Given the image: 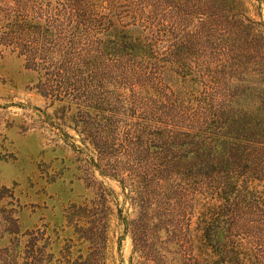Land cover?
<instances>
[{
	"label": "rangeland",
	"instance_id": "374dc122",
	"mask_svg": "<svg viewBox=\"0 0 264 264\" xmlns=\"http://www.w3.org/2000/svg\"><path fill=\"white\" fill-rule=\"evenodd\" d=\"M209 212L264 264V0H0V264H212Z\"/></svg>",
	"mask_w": 264,
	"mask_h": 264
},
{
	"label": "trees",
	"instance_id": "16d2710c",
	"mask_svg": "<svg viewBox=\"0 0 264 264\" xmlns=\"http://www.w3.org/2000/svg\"><path fill=\"white\" fill-rule=\"evenodd\" d=\"M30 61H32V56L30 53ZM35 65H37L35 63ZM52 67V65L50 66ZM55 67L50 69L52 79H48L45 75L39 74L41 69H38V79L40 80L38 88H40L39 92L46 97H50L53 99H58L60 102H66L67 108L71 107V104L75 106L77 109H81L83 115H85L88 119H96L105 118L103 112L107 109L101 107L102 102L96 101L94 99L93 93L91 91H85L81 99H77L76 101H71L68 97H56L51 93V86L55 80L54 77L59 76V73L54 72ZM50 81V83H49ZM59 86V85H58ZM55 96V97H53ZM93 115V116H91ZM86 125L83 126L84 130H87V125L89 121H86ZM209 219V220H208ZM213 212H209L206 218L201 219V227H200V235H199V244L200 247L205 249L208 252V255H214V259L211 262L212 264H244L243 258L240 257L239 251L236 250L235 243L231 240H227L226 236L223 238L224 233H222V228L220 224L213 225L216 222V219ZM220 227V228H219ZM225 239V240H224ZM229 242V243H228ZM207 249V250H206Z\"/></svg>",
	"mask_w": 264,
	"mask_h": 264
}]
</instances>
